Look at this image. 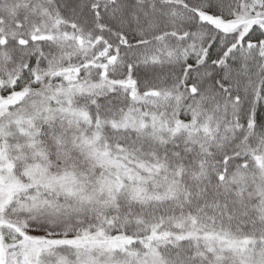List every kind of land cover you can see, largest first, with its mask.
Returning <instances> with one entry per match:
<instances>
[{
	"label": "snow or ice",
	"instance_id": "snow-or-ice-1",
	"mask_svg": "<svg viewBox=\"0 0 264 264\" xmlns=\"http://www.w3.org/2000/svg\"><path fill=\"white\" fill-rule=\"evenodd\" d=\"M0 264H264V0H0Z\"/></svg>",
	"mask_w": 264,
	"mask_h": 264
}]
</instances>
